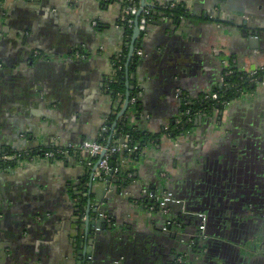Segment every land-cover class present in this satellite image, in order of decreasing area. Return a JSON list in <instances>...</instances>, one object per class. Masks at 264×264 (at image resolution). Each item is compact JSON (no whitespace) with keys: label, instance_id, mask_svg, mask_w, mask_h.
Segmentation results:
<instances>
[{"label":"crops","instance_id":"crops-1","mask_svg":"<svg viewBox=\"0 0 264 264\" xmlns=\"http://www.w3.org/2000/svg\"><path fill=\"white\" fill-rule=\"evenodd\" d=\"M145 1L180 6L187 22L165 11L148 19L132 70L134 30L122 2L0 4V156L72 150L0 168V264H264V81L223 113L183 112L225 87L232 68L264 67V0ZM125 66L127 91L114 92ZM183 114L189 127L173 138ZM125 120L153 136L136 157L120 143ZM87 143L108 148L124 183L86 193L100 160L78 150ZM89 200L98 211L91 221L111 229L82 228ZM166 200L183 204L172 214ZM245 224L258 226L256 236ZM202 229L210 244L201 252L181 247Z\"/></svg>","mask_w":264,"mask_h":264},{"label":"trees","instance_id":"trees-1","mask_svg":"<svg viewBox=\"0 0 264 264\" xmlns=\"http://www.w3.org/2000/svg\"><path fill=\"white\" fill-rule=\"evenodd\" d=\"M5 0H0V4L2 2H4ZM106 3H113V2H122V4L124 5V7L129 8L132 6H137L140 7L138 0H104ZM149 10V20H154L155 18L158 17V13L161 11H165L167 16H170L174 19H176V21L180 20V18L182 16L185 15L184 12V8L180 7V6H175L173 8H169L166 10H163L162 8H147ZM127 18H134L137 19V17H133L130 15L126 16ZM135 26L129 27L130 32H132L134 30ZM125 59H127V55L125 57ZM140 62V58L139 56H134L132 62H130V66L129 69L132 70L136 67L137 64H139ZM127 63V60L126 62ZM121 70V69H120ZM127 73H126V66L125 68H123L122 71H120L118 73V81L117 83L114 85V92H120V93H125L127 91ZM264 81V67L262 68V70L258 71L256 73L255 76H252L251 73L246 72V71H241V69L238 68H232V73L229 75H226L225 78V87L223 88H217L214 93H216V95L218 96L217 100H214L212 98H208L206 99V102H196L193 105L194 106H184L183 107V112L185 114L186 111L188 110H192L190 111L191 114H195L197 112V110H204L205 112H209L208 108H212V110H217L219 109V113H221L222 111H224L225 109V105H227L228 103H231L233 100L237 99L238 97H241L244 94H249L251 91L254 90L255 86L258 85L260 82ZM131 95L133 97L138 96V89L136 90H131ZM132 99V98H131ZM138 103V107L140 106V102H136V104ZM184 114L182 116L183 123L182 126H180V128H173L171 134L170 131L171 129H168L166 132L167 134H170L171 136L176 137L180 134H182L187 127H189L187 125V123L184 121L185 117ZM180 125V124H179ZM122 134L125 136V138L128 139V145H129V150H133L132 152H129V157H136L138 155V153L140 152L141 148L146 144L147 141L152 140L153 136L152 135H145L143 134L144 132L142 130H140L139 128L135 127V128H130L127 125V122L125 120V122L122 124ZM122 138V137H121ZM57 147H50V148H45V150H53L56 149ZM31 155V154H30ZM28 157L27 154H25V152L23 153H19V159L18 160H14V161H10V163L8 164L11 167H14L15 165H17V161L19 160H23L26 159ZM111 162H115L117 161V158L112 156L111 157ZM117 166V164H116ZM122 176L119 177L117 180H120L119 183H124L122 182ZM155 207L159 208L160 204L157 203V205H155ZM196 238V237H194Z\"/></svg>","mask_w":264,"mask_h":264},{"label":"water","instance_id":"water-1","mask_svg":"<svg viewBox=\"0 0 264 264\" xmlns=\"http://www.w3.org/2000/svg\"><path fill=\"white\" fill-rule=\"evenodd\" d=\"M148 7V4H147V2L144 0V2H143V4H142V7H141V9H140V12H142L145 8H147ZM159 14V13H158ZM166 14V13H165ZM164 14V15H165ZM166 16H167V14H166ZM167 17H169V16H167ZM139 18H140V16H138L137 17V19H136V24H135V28H134V37H133V40H132V45H131V50H130V57H133L134 56V53H135V51H136V49H138L139 48V44L136 42V37L137 36H140L141 35V32H140V30H139ZM186 17H181L180 18V21H182V22H187V18L185 19ZM244 33H245V35H247V36H250L251 38L250 39H252L253 37H255L256 38V40L255 41H257V43L260 41V38H261V35L259 34V32H254V31H249V32H247L246 30L244 31ZM253 40V39H252ZM128 88H130V89H133V83H129V85H128ZM127 102L129 103L130 102V100H129V95H127ZM223 113V112H222ZM120 143H122L123 145L126 143V139L125 138H121V140H120ZM18 151H20V152H25V154H28L29 155V153L28 152H26V151H22V150H18ZM105 153H106V150L101 154V156H100V160H99V162L94 166V170H93V172L91 173L92 174V182H91V185H90V188H88L87 190H86V193H88V194H90L91 193V190H94V192L96 193V191H95V188L98 186V185H103V184H105V187L106 188H108L109 186H110V184H112V182H114V183H118V182H120V180H115L114 179V168H115V166H116V164H115V162H111V164H110V168H111V170H110V172L108 173V174H105V173H102L99 177L98 176H96L95 174H96V172H97V169H98V167L100 166V162H101V160L104 158V156H105ZM21 162H22V160H19L18 161V163L19 164H21ZM92 194V193H91ZM246 194V193H245ZM100 199V197H98V199L97 200H99ZM89 206H88V208H87V217H86V219L85 220H82L81 221V224H82V228H84V229H87V232H93L94 231V227L96 226V227H98L99 229H104V230H106L107 228H109V229H111L112 227L111 226H105V224H103V220H102V218H99V221L97 222V223H94L93 221H91L92 219H91V213L93 212V213H98V211L96 210V209H90V207H91V202H90V200H89ZM97 204H98V201H97ZM96 204V205H97ZM183 204V202H181V203H179V202H177L176 200H166L165 201V204L163 205V207H162V209L163 210H170V212L172 213V214H176V212H178V206L179 205H182ZM184 206H185V204H184ZM185 209H186V211H187V208L185 207ZM82 210H84V209H80V210H77L78 212H80V211H82ZM183 217V216H182ZM175 219V218H174ZM75 221H77V219H75ZM75 228H76V226H75ZM170 228H171V226H170ZM78 229V228H77ZM83 232V231H82ZM201 232H203V229L202 230H199L198 231V233H200V235H203L204 233H201ZM210 235V231L208 230L207 231V235L206 236H209ZM177 237V234H173V238H176ZM197 243L199 242V240H197L196 241ZM88 252H90V249L88 250ZM83 254V253H82ZM82 261V260H81ZM80 264V263H79ZM87 264H90V263H87ZM92 264V263H91Z\"/></svg>","mask_w":264,"mask_h":264},{"label":"built area","instance_id":"built-area-1","mask_svg":"<svg viewBox=\"0 0 264 264\" xmlns=\"http://www.w3.org/2000/svg\"><path fill=\"white\" fill-rule=\"evenodd\" d=\"M140 7L137 6H132L127 8V15L130 16H135L139 18V30L141 33H145L146 29H147V20L149 19V10L147 8H145L142 12H140ZM126 23L128 26L132 27L135 26L136 24V19H132V18H127L125 19ZM138 56H142L143 55V51L142 50H138L137 51ZM262 70V68H259L256 71H252L249 72L251 73L252 76H255L256 73L258 71ZM231 72V71H229ZM212 99L217 100L218 96L216 94H214L213 96H211ZM133 102L136 103V98H133ZM190 114V113H189ZM188 115V113H187ZM168 130V129H167ZM126 139V143L124 144V147L130 152H132L133 150H129V145H128V139ZM76 150V149H74ZM79 151L83 152L84 154H88L91 158H99L101 156V154L106 150L105 156L104 158L101 160L100 162V166L98 167L97 171L98 174H108L111 170L110 168V164H111V157L113 156L112 153H109L108 148H106L104 145H102L101 143H87L84 144L82 146L79 147L78 149ZM71 149H65V148H56L53 150H42L38 155L39 156H43L44 158H49V159H57V158H62L63 156L70 154L71 153ZM28 155V154H27ZM19 159V154H17V156H12V157H5L6 161H14V160H18ZM93 164V163H90ZM124 172L123 168H120L119 166H115L114 168V174L117 175L118 177Z\"/></svg>","mask_w":264,"mask_h":264},{"label":"flooded vegetation","instance_id":"flooded-vegetation-1","mask_svg":"<svg viewBox=\"0 0 264 264\" xmlns=\"http://www.w3.org/2000/svg\"><path fill=\"white\" fill-rule=\"evenodd\" d=\"M229 75L231 74V73H228ZM244 95H247V94H244ZM244 95H242V96H244ZM229 104V103H228ZM225 107H226V105H225ZM42 151V150H41ZM40 152H36V151H33V152H30V154H33L32 156L29 154L28 155V159H35V158H39L40 156H38L37 154H39ZM26 158V159H27ZM10 162L9 161H6L5 160V157H2V156H0V168H7L9 165ZM4 165V166H3ZM4 168V169H5ZM174 221L175 222H173V225H175V226H171V230L173 231V234H176V233H179V231H180V229H181V220L179 219V220H175L174 219ZM175 223V224H174ZM261 229H260V234L259 235H261L260 237H262V238H264V220H262L260 223H259V225H258ZM258 226L257 225H253V224H245V229H247V231L248 232H250V233H248L249 234V236L248 237H250V236H253V235H255V230L258 228ZM246 232V231H245ZM251 232H253L252 234H251ZM201 233H204V232H201ZM205 234V233H204ZM204 234L203 235H200V233H197V235H196V238H194V237H192V238H188L187 239V241H188V243H190V245L188 244V243H183L182 244V246L181 247H183V246H185V247H187V248H189L191 251H194V252H196L197 254L199 253V252H201V249H202V246H203V244L205 243V242H207L208 244H210V242L208 241V240H205L203 237H204ZM259 235H257V237L259 236ZM256 236V235H255ZM177 237H180V236H178V234H177ZM197 240H199V242L197 243L196 241ZM260 242V238H258V243ZM260 244V243H259ZM203 250V249H202ZM208 250V249H207ZM210 250V249H209ZM210 252V251H209ZM183 260L185 261L186 260V258L185 257H183ZM183 261V262H184ZM179 263V262H178Z\"/></svg>","mask_w":264,"mask_h":264},{"label":"rangeland","instance_id":"rangeland-1","mask_svg":"<svg viewBox=\"0 0 264 264\" xmlns=\"http://www.w3.org/2000/svg\"><path fill=\"white\" fill-rule=\"evenodd\" d=\"M258 243V242H257Z\"/></svg>","mask_w":264,"mask_h":264}]
</instances>
